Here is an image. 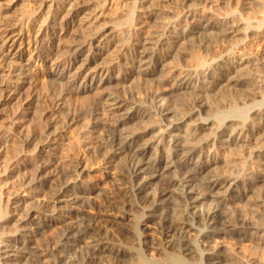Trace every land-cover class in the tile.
I'll return each instance as SVG.
<instances>
[{"label": "bare ground", "instance_id": "6f19581e", "mask_svg": "<svg viewBox=\"0 0 264 264\" xmlns=\"http://www.w3.org/2000/svg\"><path fill=\"white\" fill-rule=\"evenodd\" d=\"M178 1L183 7L184 15L193 14L192 2L194 4L195 2L198 4V1L201 2L200 0ZM48 2H51L49 6ZM96 2L97 0H41V7L48 8L44 12L45 18L37 19L34 22V27L37 28L35 42L36 49L41 52L39 56L46 62L47 69H50L51 72L60 71L70 92L73 94L87 93L92 92L95 88L92 92V95H95L93 100L91 101L92 98L89 97L86 98L90 100L88 106L85 105L76 114L68 112L64 123L74 125L84 119L85 115H90L91 122L79 129L78 137L87 151L99 155L103 158L104 164L110 165L116 170L113 177L114 182L109 187L103 188L105 196L97 203L87 205L82 200L84 194L92 193L96 189L93 185L81 186L79 195L71 193V184L75 180H81L85 171L82 157L70 158L66 156L62 158L59 156L58 160V155L53 151L58 144L55 139L59 135L60 128L52 126V123L48 122L47 129L48 132L50 130L51 132L43 141L37 142V144L42 143L38 152L29 154L31 157H35L38 163L30 183L37 186L38 193L44 194L45 198L37 207L29 209L30 219L27 216V219L22 221V224H25L22 229L26 231V241L22 242L24 252L16 257L14 264H21V262H24L23 264H129L126 262V258L137 254L126 247L125 236L129 234L144 249L139 250L142 255L136 264H249L244 257L240 256L238 250L228 251L223 244H220L219 239L223 237L234 239L236 242L251 241L255 237L253 230H264V201L258 199L252 202L257 211L254 213L255 215L253 214V218L244 215L239 210L228 211L236 198L226 195L219 199L213 198L230 179V176L221 173L214 174L212 178L201 184L200 191L204 193L203 197L195 188L199 177L206 174L212 166V163L204 162L191 167V161L188 160L200 151V147L196 143L203 136V131L208 128L205 124L196 122L201 114L202 106L206 105L203 99L206 90L205 88H203L204 91L200 89L190 99L177 95L186 93L190 88L189 80L192 71L196 68L189 66L182 70L177 68L178 66H169L159 81V85L166 86L162 90L163 92L176 94L177 98L176 101L171 100L172 102L168 104L167 108L157 107L158 110L160 112L171 110V114L175 117L184 115L185 123L192 127V130H189V139L180 143L181 150L188 156L184 161L185 164L180 168V174L187 176L186 180L184 178L166 179L152 192L150 191L152 181L148 179L153 175L158 174L159 176L162 170L166 169V157L160 155L156 161L147 160L145 155L148 149L142 147L141 141L145 135L157 129V123L152 120L154 118L152 107L147 105L149 101L158 99L161 94L158 89L143 90V88L137 87L138 89L129 90L128 96L115 97L122 108L141 107L138 117L136 114H132L129 119H125L119 114V109L109 110L105 107L104 103L109 95H106L104 87L102 88L103 84L94 80V76L105 69L115 70L116 64L112 63L111 59L97 64V61L104 59L108 54L102 49L96 50L97 52L92 50L95 41L98 40L96 34L76 33L79 27L94 26L107 18L106 8L111 0L98 1V5ZM161 13L156 12L155 15ZM138 16L141 19L139 23L141 26L149 24L147 17H153L151 13L147 15L145 11ZM17 24L19 23L12 24V30H6L0 35L5 42L3 47L5 53L3 52L0 56V76L2 75L0 77V92L3 93L0 97H5L3 99L7 100H11L14 95L18 94L22 84L26 83L25 80L21 85H12L9 79L12 73H6L1 67L2 60L13 53L17 40L21 37L19 32L14 33ZM101 24L104 25L99 30L101 37H105L109 42H112V37L115 38L113 44L118 40L121 41L120 37L116 38L115 26L108 25V22ZM155 26L152 32L149 31L148 36H139L136 40L137 43L129 48L138 53L146 50L150 44L162 48L171 44L170 41H167V37H163L168 33V28L162 25ZM212 26L221 29L222 32L219 31L220 33L214 36L205 37V40L196 42L205 57L207 55L212 57L213 61L220 60L217 67H210L209 64V67L206 68L207 70L221 71L219 76L210 77L212 83L210 88L215 90L224 82L229 81L232 74L238 73L244 78L240 83L243 88L225 93L221 96L222 100L213 105V108L217 110L226 107L219 122L222 123L228 117L237 118L239 121L234 124L241 132L259 136L264 140V125L261 127L257 125L258 120L264 123V116L261 111H254L249 116L254 105L249 107L247 104L250 101L256 102L259 91L262 94L261 102L264 104V85L256 83L258 70H253L251 67L249 70H247L248 68L244 69V65L253 64V58L263 55L264 33H256V36L248 37L244 42L238 43L234 47V51L230 53L224 44L227 41L226 35L232 36L239 31L238 22L231 18ZM198 33L199 31L195 28L180 32L175 43L178 44ZM73 35L76 36L72 37ZM103 40L101 42L104 43ZM127 44L123 42L121 47L127 48ZM193 44L195 43H190V47H193ZM198 51L191 54L195 62L202 59ZM85 54L84 63L77 64ZM170 55L160 52L156 60L163 63L169 59ZM232 59L238 60L239 65L230 66L228 61ZM139 62L145 61L140 60ZM91 65L95 66L92 68ZM262 71H264L263 67ZM185 80V83H180ZM249 85L254 87L253 91L245 88ZM141 90L145 94L140 99L135 96V93ZM3 99L0 100V114L4 104L1 103ZM108 111L110 113H107ZM104 112L110 115V121L99 120L100 115ZM137 118L151 120L149 122L153 125H148L139 133H132L133 135L124 137L127 125ZM36 140L37 138L33 136L29 142ZM192 144L194 146H190ZM232 152L228 164L239 167L243 164L238 158L240 155L235 150ZM56 161H58L56 170H51V165ZM209 202L212 204L203 208L202 205ZM64 203L72 206L85 203L87 207L92 208V211L72 209L73 211L62 215L63 225L60 229L42 239L39 246L34 245V235L55 225L56 218L53 214L62 207L64 208ZM2 210L0 206L1 218L3 217ZM132 212L145 217V223L138 225L135 232L126 231V235L121 237L111 233V230L117 231L118 226L122 224L119 219L128 217ZM150 224L154 225L151 232H149ZM154 255L157 257H152Z\"/></svg>", "mask_w": 264, "mask_h": 264}, {"label": "rangeland", "instance_id": "374dc122", "mask_svg": "<svg viewBox=\"0 0 264 264\" xmlns=\"http://www.w3.org/2000/svg\"><path fill=\"white\" fill-rule=\"evenodd\" d=\"M98 1L104 2V0H97V5ZM200 1L197 2L198 4L192 2L193 14L184 15L183 7L178 0H111L110 5L108 4L106 8L107 18H104L94 26L79 27L76 33L82 35L96 34L98 40L95 41V48L93 47L92 50L98 51L102 49L108 54L104 59L97 61V64L109 59L116 64L115 70L105 69L94 76V80L103 84L102 88L104 87L106 95H109L104 103L106 108L109 110L119 109V114L125 119H129L132 114H136L138 117L141 107L130 106L132 108H122L115 97L128 96V91L137 87L143 88V90L158 89L161 94L158 99L149 101L147 105L152 107L154 114L152 120L157 123V129L145 135L141 141L142 147L148 149L145 155L147 160L156 161L160 155L166 157V169L164 168L159 176L158 174L153 175L148 179L152 181L150 190L152 192L166 179L184 178L186 180L187 176L180 174V168L183 167L184 161L187 160L186 157L188 156L181 150L180 143L189 139V130H192V127L187 126L185 123L186 117L184 115V118L181 117L182 115L175 117L171 114V110L160 112L157 107L165 109L170 102L176 101L177 96L190 99L200 89L204 91L203 88H205L206 92L203 94V99L206 105L202 106L201 114L196 122L205 124L208 128L203 131V136L196 143L199 145L200 151L188 160L191 161V163L189 162L191 167L194 164L204 162L212 163V166L207 171V175L203 174L199 177L195 188L198 189L199 194L203 197L204 193L200 191L201 184L212 178L216 173L230 176L228 182H225L223 188L213 198L219 199L225 195L236 198V201L232 203L233 205L228 208V211H232V209L239 210L251 218L257 212L252 202L258 199L264 201V140L259 136L241 132L234 124L239 121L237 118L228 117L222 123L219 122V118L223 117L226 107L217 110L213 108V105L219 103L222 100L221 96L225 93H231L234 90L243 88L240 83L244 78L239 76L238 73L232 74L229 81L212 90L210 88L212 86L210 77L219 76L221 71L207 70L206 68L209 67V64L210 67H217L220 64V60L213 61L214 59L207 55L206 58L197 43L203 39L205 40V37L208 38L222 32L220 31L221 29L214 28L212 25L231 18L236 19L240 28L232 36L226 35L227 41L224 44L230 53L234 51V47L238 43L244 42L248 37L256 36V33H264V0ZM40 3L41 0L0 1V35L6 30H12V24L19 23L14 33L19 32L21 36L17 40L13 53L2 60L1 67L6 73H12L9 78L12 85H21L26 80L18 94L14 95L11 100L0 97V100L3 99L1 103H4L0 114V206L3 209V217H0V264H14L16 257L24 252L22 248L24 247V241H26V231L22 229L25 225L22 224V221L27 219V216L30 219L29 209L37 207L45 198L44 194L38 193L39 188L30 183L38 163L35 157H31L29 154L30 152L36 154L38 148L42 145V143L37 144V142L43 141L51 132V130L48 132L47 129L48 122L52 123V126L60 128L59 135H57V138L54 137L58 143L56 146L57 150L53 151L58 155V160L60 157L66 156L70 158L82 157L85 171L81 180H75L71 184V193L79 195L81 186L85 184L93 185L96 189L92 193L84 194L82 200L87 205L100 202L105 196L104 189L114 182L113 177L116 174V170L113 167L104 164L102 157L87 151L78 137L79 129L91 122L89 114L85 115L84 119L74 125L64 123L68 112L76 114L79 109H82L85 105L88 106L90 100L92 101L93 96H95L92 95L95 88L92 92L73 94L67 89L62 73L60 71L51 72L45 66L46 62L39 56L41 52L39 51V53L36 49L37 44L35 42L37 28L34 27V22L37 19L42 20L45 18L44 12L48 8L45 6L41 7ZM50 4L51 2L47 3L48 6ZM159 9H163L164 12ZM144 11L147 15L151 13L153 17H147L149 24L141 26L139 24L141 19H139L138 15ZM156 12L162 13L155 15ZM153 21L154 23H152ZM106 22L109 23L108 25L116 27L117 31L114 29L117 34L116 38L120 37L121 41L118 40V42L113 44L115 38L112 37L111 39L114 41L109 42L105 37L100 36L101 31L99 32V30L104 27L101 23L105 24ZM155 25H162L168 28V33L163 37H167V41H170L171 44L163 48L150 44L146 50L138 53L133 52L129 47L137 43L136 40L139 36H148L150 34L149 31L151 30L150 32H152L157 27ZM192 28L197 29L199 33L190 36V38L188 37L187 40L178 44L175 43L180 32L188 31ZM75 36L73 35L72 37ZM102 40L104 43L101 42ZM108 42L109 44L107 45ZM123 42L124 44L125 42L126 44L128 43V49L121 47ZM190 43H195L196 45L193 44V47H190ZM4 44L3 37L0 36V56L4 52ZM197 51L202 56L199 62H195L191 55ZM160 52L171 55L167 61L161 63L162 61L158 62L156 60ZM86 54L81 57L82 60L77 64L84 63ZM260 57L253 58V64L244 65V69L248 68L247 70H249L251 67L253 70H258L256 83L264 85V71L261 72L262 67L264 68V53ZM140 60L145 62H139ZM228 63L230 66L239 65L238 60L234 59L229 60ZM94 66L91 65L92 68ZM169 66H178L177 68L179 69L193 66L197 69H195L196 71L193 70V73L191 72L192 76L189 80V85L191 86L186 93L182 92L184 94L175 96L176 94L162 91L166 86L159 85V81L163 78ZM185 82L186 80L180 83ZM245 88L249 91L254 89L250 85ZM1 94L3 93L0 92ZM144 94L145 92L141 90L137 91L135 96L141 99ZM4 95L7 94L4 93ZM257 96L255 103L251 101L247 103L249 107L254 105L249 116L254 111H261L262 116H264V104L261 102L262 94L260 91ZM88 97L92 99H86ZM107 113H110V111ZM102 115H100L99 120L110 121L109 114L104 112ZM136 120L127 125L124 137L139 133L144 128H147L148 125H153L149 122L151 120L145 118H137ZM257 125L261 127L264 123L258 120ZM33 136L37 140L29 142ZM234 150L240 155L238 158L243 162L239 167L235 166L236 168L234 165L228 164ZM56 162L51 165V170H56L58 161ZM86 204L80 203V205L72 206L64 203L65 207L55 211L53 214L56 218L55 225L35 234L33 239L35 243L33 244L39 246L42 239L60 229L63 225L61 217L67 212L81 209L89 212L92 208L87 207ZM208 204L212 203L203 204V208L207 207ZM119 222L122 223L118 226L119 229L117 231L111 230V233H115L117 237L126 235V231L135 232L138 225L145 223V217L132 212L128 217L120 218ZM150 225L149 232L154 226L153 224ZM252 232H255V237L251 241L236 242L234 239L222 237L219 242L228 251L238 250L240 256L244 257L249 264H264V255H262L264 254V230H253ZM125 238L126 247L137 253L127 257L126 262L136 264L142 255L139 250L144 249L138 242L136 243L133 240L131 234L125 236ZM152 257L157 256L154 255ZM23 263L21 262V264Z\"/></svg>", "mask_w": 264, "mask_h": 264}]
</instances>
